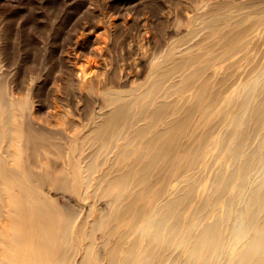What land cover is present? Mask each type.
Wrapping results in <instances>:
<instances>
[{
	"label": "bare ground",
	"instance_id": "bare-ground-1",
	"mask_svg": "<svg viewBox=\"0 0 264 264\" xmlns=\"http://www.w3.org/2000/svg\"><path fill=\"white\" fill-rule=\"evenodd\" d=\"M253 2L247 13L245 6L212 3L204 13L205 37L194 44L200 52L178 54L174 45L137 88L105 92L111 108L84 137L93 151L64 164L36 158L46 148L36 138L46 136L23 128L0 86V146L7 142L14 163L0 155V218L9 220L0 231V264H264V178L254 183L252 177L264 160V50L246 38L255 22L264 30V0ZM246 19L251 23L244 25ZM214 37L219 53L204 42ZM254 47L253 58L247 50ZM241 51L254 61L249 75L239 81L226 72L215 88L209 68ZM198 81L193 102L174 105V96ZM199 112L205 127L193 148L186 139L197 137ZM45 186L106 200L109 209L87 228Z\"/></svg>",
	"mask_w": 264,
	"mask_h": 264
},
{
	"label": "rangeland",
	"instance_id": "rangeland-1",
	"mask_svg": "<svg viewBox=\"0 0 264 264\" xmlns=\"http://www.w3.org/2000/svg\"><path fill=\"white\" fill-rule=\"evenodd\" d=\"M253 1L258 0H0V86L23 128L30 126L45 134L36 138L46 145L37 149L36 158L49 165L64 164L65 158L92 152L84 137L111 108L104 102L105 92L137 88L150 75L154 61L174 45L179 46L178 54L185 50L200 52L194 44L205 37L204 13L212 3L223 2L228 8L245 6L241 11L247 13L255 10ZM250 23L246 19L243 24ZM252 26L246 38L259 41L264 50V30L257 22ZM219 39L204 42L214 45L213 53H219ZM247 51L255 57V47ZM247 51L237 52L209 68L207 78L215 88L226 72L234 73L239 81L249 75L254 61L246 56ZM81 70L87 71L83 79L77 76ZM181 73H175L171 81L177 82ZM200 81L174 96V105L184 100L193 102L189 99L199 92ZM201 115L197 113L194 120L197 137L186 139L193 148H197L205 127L200 124ZM145 123L140 121L139 126ZM159 124L161 127L163 123ZM10 152L4 141L0 155L8 166H14ZM114 154L109 153V157ZM134 156L135 152L130 153L121 164L126 165ZM253 170V182L257 183L264 178V160ZM44 191L58 207L72 211L77 216L76 223L84 220L87 228L103 210L109 209L103 199H84L49 186ZM8 226L9 220L1 217L0 231ZM126 227L125 224L116 230ZM244 241L241 246H245Z\"/></svg>",
	"mask_w": 264,
	"mask_h": 264
}]
</instances>
